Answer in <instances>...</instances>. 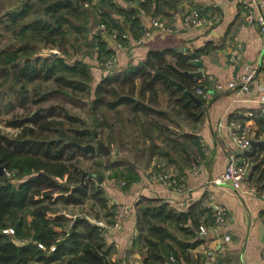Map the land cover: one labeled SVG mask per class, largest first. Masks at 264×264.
Returning a JSON list of instances; mask_svg holds the SVG:
<instances>
[{"label": "trees", "instance_id": "obj_1", "mask_svg": "<svg viewBox=\"0 0 264 264\" xmlns=\"http://www.w3.org/2000/svg\"><path fill=\"white\" fill-rule=\"evenodd\" d=\"M100 1L92 8L91 0H21L19 8L5 12L0 20V26L12 35V47L0 48V110L4 105L6 113L18 104L39 107L25 118L14 117L7 123L19 129L16 136L0 132V159L23 181L16 186L15 178L0 177V264H114L106 229L89 219L91 212L76 217L66 228L68 217L59 204H85L94 192L88 180L96 183L97 176L105 177L106 170L112 169L113 177L121 175L132 181L139 176L126 163L129 157L116 162L110 158L109 164L97 159L94 163L98 168L88 170L77 154H89L70 142L96 143L94 131L100 136L102 128L108 129L112 122L117 136L100 139L112 150L119 147V154L129 151L135 163L154 157L177 163L175 154L190 165L201 153L200 137L177 133L175 118L193 128L203 121L206 100L197 89L208 90L209 83L198 82L190 72L202 55L218 46L209 43L193 54L178 56L175 62L166 59L168 51H153L146 61L123 72L104 71L105 76L93 88V65L87 59L102 63L114 54L102 36L93 33L94 17L98 25L106 24L108 34L118 32L125 45L126 28L107 9L127 16L134 39H140L145 31L138 10L126 9L115 0ZM101 6L107 9L98 13V18ZM167 7H173L172 0H143L141 4L155 15ZM190 92L199 96L202 104ZM12 93L18 96L17 102ZM54 95L86 98L90 119L74 115L59 102L48 104ZM161 97L168 112L161 109ZM108 113L116 117L108 119ZM256 120L264 130V117ZM256 136L259 138L260 132ZM123 163L126 172H121ZM263 173L257 177L261 185ZM97 186L93 196L107 204L103 189ZM136 207L138 235L134 246L145 253L143 264L190 262L194 256L191 251L204 241L199 232L206 210H198L196 204L187 212L179 211L146 196ZM262 216L264 219V211ZM10 229L15 233L5 232Z\"/></svg>", "mask_w": 264, "mask_h": 264}, {"label": "crops", "instance_id": "obj_2", "mask_svg": "<svg viewBox=\"0 0 264 264\" xmlns=\"http://www.w3.org/2000/svg\"><path fill=\"white\" fill-rule=\"evenodd\" d=\"M115 1L126 9L138 10L144 30L152 26V18L156 17L175 26L176 31L155 32L145 42L137 43L138 39H134L129 30L127 16L101 6L96 14L97 17L98 13L107 9L113 16L119 17L129 34L128 44L119 47L110 34L99 28L100 25L96 23L94 17L93 33L102 36L109 48L114 51L116 68L113 74L146 61L153 51L166 50L169 52L166 54V59L169 62H175L178 56L193 54L209 43L218 46L217 50L202 55L199 59L202 65L199 67L196 65L195 68L204 72L203 77L195 79L198 82L209 83L206 86L209 89L210 98L206 100L203 121L193 128L175 118L171 113L177 123L174 127L177 133H194L200 137L201 153L198 152V158H194L193 164L190 165H186L185 161L175 154L173 156L177 163H171L162 157H154L150 161L142 159L137 163L128 160L126 163L135 169L139 179L132 181L122 176L123 179L120 182L112 175L105 176V180L103 179L99 186L104 191L107 204L101 203L94 215H87V211H84L79 217L87 215L94 224H103L102 228L106 229L107 244L113 249L114 264H143L145 253L134 246L138 235L136 205L142 196L161 200L185 212L198 204V210H206L203 223L209 226L212 225L213 219L210 211L205 207L212 200L227 208L230 222L224 228L210 231L203 237V243L191 251L194 255L191 261L183 264H259L264 252L262 216L264 199L260 194L243 195L230 184H215L213 181L226 168L230 151L236 150L230 129L233 121L243 120L254 132V139L264 140V130H261L257 117H245L247 111L260 108V99L264 95V35L255 23L248 20L239 0H172L173 7H167L164 13L157 15L141 8L143 0ZM261 1L264 4V0ZM100 3V0L95 2L97 7ZM194 8H198L207 15L217 14L220 17L219 23L214 27H186L183 23V15ZM238 53L242 54L240 64L233 59V55ZM95 62L98 63L97 60ZM246 63L258 68L250 94L240 93L237 89L244 73L243 65ZM94 64L92 73L97 85L105 76V72ZM236 67H238L237 71ZM216 81L222 84L221 89L214 87ZM164 99L161 97V109L168 112ZM114 125L110 122L108 129L102 128L100 137H104L103 134L107 131L113 136L114 132L116 133L113 129ZM258 132L260 137L256 138ZM104 139L107 140L106 137ZM263 148V146H252L246 151L254 156L249 177L250 184L261 185L257 182V177L264 172ZM141 161H146V165L139 167L138 163ZM155 170L168 173L183 187V190H178L175 186H169L154 178L152 172ZM260 187L264 191V183ZM118 204H128L133 209L124 227L115 230L111 228V224ZM82 205L86 203L80 206ZM75 219L76 217L70 222L66 221V228H69Z\"/></svg>", "mask_w": 264, "mask_h": 264}, {"label": "built area", "instance_id": "obj_3", "mask_svg": "<svg viewBox=\"0 0 264 264\" xmlns=\"http://www.w3.org/2000/svg\"><path fill=\"white\" fill-rule=\"evenodd\" d=\"M245 13L247 14L248 20L251 23H255L262 34L264 35V4L261 0H239ZM220 21V17L217 14H204L198 8L188 10L183 15V23L188 28H203V27H214ZM152 26L145 29L143 36L138 39L137 43H143L148 38L152 37L155 32H175V26L171 25L165 20L152 18ZM101 30L107 32L106 24L99 26ZM110 37L116 41L119 47L123 46L120 41V35L114 31L110 34ZM126 40L129 39V34L126 32L123 35ZM233 59L240 64L242 62V54L238 53L233 55ZM106 71L114 73L116 68V57L115 54L109 57L104 63ZM244 73L242 74L239 83L238 91L243 94H250L253 90L254 80L258 74V68L255 66L244 64ZM214 87L221 89L223 86L220 82H214ZM197 94L203 99L208 100L210 98L209 89L198 88ZM261 106L256 110H249L245 113V117L256 118L264 117V95L260 99ZM231 136L236 150H231L228 156V161L224 171L214 179L215 184H230L234 189L243 195H256L260 194L264 199V191L261 190V185L250 184L249 177L250 172L254 163V156L248 151L252 147V140L254 139V132L241 120L233 121L230 124ZM6 174L10 172L5 171ZM152 175L157 180L163 181L169 186H175L178 190H183L181 185L174 179H172L168 173L153 171ZM210 211L213 222L212 225L203 223L200 226L199 236L205 237L210 231H217L224 228L230 222V214L227 208L221 204H217L210 200L205 207ZM132 207L128 204H118L115 208V214L111 228L120 230L126 224L127 218L131 214ZM8 231V230H7ZM10 231V230H9ZM12 231V230H11ZM172 261L175 259L172 257ZM259 264H264V252L262 259Z\"/></svg>", "mask_w": 264, "mask_h": 264}, {"label": "rangeland", "instance_id": "obj_4", "mask_svg": "<svg viewBox=\"0 0 264 264\" xmlns=\"http://www.w3.org/2000/svg\"><path fill=\"white\" fill-rule=\"evenodd\" d=\"M97 0H91L90 5L92 6V8L97 7V5L95 4V2ZM21 6V0H0V20L2 19V15L5 14V12L8 11H14L15 9L19 8ZM10 32L4 28L3 26H0V48L3 47H12V35ZM86 50V47L83 48V51ZM52 51H56V50H52ZM50 51V52H52ZM44 53L46 52L45 50L43 51ZM114 55V54H113ZM91 62V64L96 67H100L101 69H104V71H106L104 63L106 62V60L104 62H100L97 63L95 62L96 58H92V59H87ZM36 86V83L30 86V90L33 91L34 87ZM49 85H44V88L48 87ZM93 88H95V82L93 85ZM35 93V92H34ZM9 97V96H8ZM8 97H6L8 99ZM11 97L15 98L14 101L17 102L18 96L15 93L11 94ZM88 101L86 98L84 100H76V99H70L64 95H54L52 97V99L48 102V104H57L58 102L62 105H65L67 108V111L73 113L74 115H77L85 120L90 119V114H89V109H90V104H87ZM86 102V103H85ZM47 104V103H46ZM18 107L16 109H14L13 111H11L10 113H6V107L4 105V107L2 106V109L0 110V132L3 135L9 136V137H14L19 133V129H15L13 127H9L8 126V122L10 120H12V118L17 117V118H25L27 115H30V113L35 110V108H39V107H35L34 105L30 104L29 107H22L20 106V104L17 105ZM108 119L112 118V117H116L115 113H111L109 115V113L107 114ZM104 137L108 138L109 136V131L104 132ZM114 136H117L116 133H114ZM108 140V139H107ZM116 146H113V154L109 157V156H105L100 155V154H89V156H85L82 153H78V159L81 160L82 162V166L85 167L88 170L91 169H97L98 167L95 165V160L97 159H101L105 162H107L108 164L110 163L109 159L111 158L112 161L116 162L118 160H121V158H130V160H133L131 156V153L127 150H124L121 152V154H119L118 159L115 161L114 160V156H116ZM95 155V156H92ZM144 165H146V161H141L138 163L139 167H143ZM124 169H121V172H126L127 171V166L125 163H123V165L121 166ZM6 171L10 172V174H6V176L10 179L13 180V178H15V185L18 186L21 182L23 181H19V178L15 177L14 171H10L8 169H6ZM113 170H106L105 171V176L110 177L112 175ZM105 178V177H104ZM103 178V179H104ZM116 178H118L121 182V180L123 179V177L117 176ZM18 179V180H16ZM98 180V179H97ZM96 181V183L94 181H89L90 184V188L91 190H94V192L91 193V197L86 201V205H70L68 207H64L61 203L59 204V208H61L63 210V212L66 214V216L68 217L67 221L70 222L72 219H74L75 217L78 216H82L84 211L87 212H91L92 215H94L97 210L100 208L101 205V201L98 198H95V196H93V194H96V190L95 187L96 185L99 186V182ZM105 180V179H104ZM97 186V188H99ZM114 221V220H113ZM112 221V223H113ZM10 229V231H5L11 234H14L15 231Z\"/></svg>", "mask_w": 264, "mask_h": 264}, {"label": "water", "instance_id": "obj_5", "mask_svg": "<svg viewBox=\"0 0 264 264\" xmlns=\"http://www.w3.org/2000/svg\"><path fill=\"white\" fill-rule=\"evenodd\" d=\"M182 50V49H181ZM52 54H57V52H52ZM197 67L201 66V62H197ZM238 70V67H236V71ZM190 75L193 76L194 78L198 79L204 76V72L201 70H195V71H191ZM191 93V92H190ZM191 95L200 103L202 104V99L191 93ZM95 133V139H96V143H89V144H80L78 142H70L71 144H73L79 151L83 152V153H87V154H96V153H102L105 156H110L113 154V150L111 149L110 146H108L102 139H100L99 136V132L97 130L94 131ZM252 146L256 147V146H263L264 147V140H256L253 139L252 140ZM120 153V148H117L116 154L117 156L114 158V160L116 161L118 159V155ZM5 166L1 163L0 160V177H3L5 175ZM87 174L85 173V176ZM98 182L102 183V180L104 178L103 175H98ZM96 225L103 227V224H99L96 223Z\"/></svg>", "mask_w": 264, "mask_h": 264}, {"label": "flooded vegetation", "instance_id": "obj_6", "mask_svg": "<svg viewBox=\"0 0 264 264\" xmlns=\"http://www.w3.org/2000/svg\"><path fill=\"white\" fill-rule=\"evenodd\" d=\"M1 160V159H0ZM1 163H2V160H1ZM3 164V163H2ZM7 168H5V171H6Z\"/></svg>", "mask_w": 264, "mask_h": 264}]
</instances>
